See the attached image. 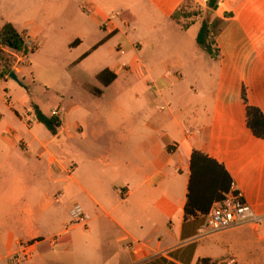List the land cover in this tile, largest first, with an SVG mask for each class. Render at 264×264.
I'll list each match as a JSON object with an SVG mask.
<instances>
[{"label":"crops","instance_id":"1","mask_svg":"<svg viewBox=\"0 0 264 264\" xmlns=\"http://www.w3.org/2000/svg\"><path fill=\"white\" fill-rule=\"evenodd\" d=\"M183 1L0 0V30L12 24L38 46L33 56L50 33L68 48L85 40L71 62L92 59L95 75L116 76L106 86L84 83L88 97L104 99L121 74L137 80L91 111L66 81L48 112L29 97L25 67L0 58V264H264V138L246 120V104L264 115V0H219L206 10L223 24L213 36L218 56L207 54L204 68L196 36L198 49L164 34L179 26L171 15ZM165 37L170 65L159 51ZM1 49L28 65V54ZM147 50L160 58L144 61ZM34 107L57 120L55 132ZM193 150L224 166L260 222L207 233L205 214L185 217ZM73 204L85 226L68 219Z\"/></svg>","mask_w":264,"mask_h":264},{"label":"rangeland","instance_id":"2","mask_svg":"<svg viewBox=\"0 0 264 264\" xmlns=\"http://www.w3.org/2000/svg\"><path fill=\"white\" fill-rule=\"evenodd\" d=\"M122 1V0H121ZM133 1V0H130ZM186 11H194L196 10V5L193 3H188L185 8ZM208 18L211 20V15L207 14L206 9L202 7V13L200 17L196 18L194 21L201 22L202 19ZM190 18H181V23H185L189 21ZM198 24L194 23L190 25L187 29H181L176 24H170V28L165 31L164 34L171 33L175 34L174 39L178 40L179 35H183L185 37V42L188 45H195V42H191L192 38L196 36V33L198 31ZM133 32V31H132ZM143 34V32L139 29H136V32L133 34ZM51 35L47 39V43L40 47L38 50V53L33 56V51L38 48L34 47V50L32 52L28 53V65H25V61L22 62L21 60L16 59L15 56L8 55V53L1 54V57L3 60L8 62L11 66H14L15 68H22L25 67L26 69V80H29V97L31 100L37 104H42L44 108L50 112L52 108H55L57 105L58 98H52V93L54 92V89L60 86L65 85L66 81H69V87L68 92H72L75 101H77L81 106H83L85 109L90 110L89 108H95V110L99 109V106H107L109 105V101L113 99L111 97V93L114 94L116 97L117 95H122L126 90H123V87L129 84L137 83V80L135 79V75L132 74H121V76L117 79L116 84L114 86L107 90V95L104 97V99H95L88 97V93L83 87L84 83H88L97 87H100V82L97 80L95 73L92 71L91 66H87L88 64L91 65L92 59L84 60L83 61H73L77 58V52L84 44L80 45L78 48L75 44L71 45L69 48L65 46V43L61 41V39H53L52 37L54 33H50ZM59 38H62L59 36ZM55 43V49H51L48 47V43ZM142 42V41H141ZM154 42L158 44H162L161 41L155 40ZM171 37H165V41L163 43V47L161 50V46L159 47L162 54L161 59L163 62L166 63V59L170 58L172 56L173 52H168V49L171 48ZM78 49V50H77ZM116 49V48H115ZM198 49V48H197ZM199 55H197V63L201 65L202 68L206 67L208 63H210V57L202 51L200 48L198 49ZM117 51V50H116ZM163 51V52H162ZM148 53H154L155 55L158 54L157 58H160V53L152 52L148 50L146 52L142 51L141 57L145 61L149 59ZM21 54V53H19ZM112 55H109L111 57ZM116 59V56H114ZM170 59H168L169 63ZM25 65V66H24ZM170 65V63H169ZM33 78V80H31ZM21 81V80H20ZM32 81V82H31ZM99 82V83H98ZM25 84V82H24ZM111 97V98H110ZM67 96L65 97V100H67ZM66 103L62 104V107L67 110ZM91 111V110H90ZM63 113V112H62ZM140 113V111H139ZM71 217L68 214V219ZM82 227V226H81Z\"/></svg>","mask_w":264,"mask_h":264},{"label":"trees","instance_id":"3","mask_svg":"<svg viewBox=\"0 0 264 264\" xmlns=\"http://www.w3.org/2000/svg\"><path fill=\"white\" fill-rule=\"evenodd\" d=\"M219 0H205L204 6L193 0H185L172 13L171 19L175 21L182 29H187L196 18L200 17L202 7L212 12L217 8ZM193 3L196 10L186 11V5ZM226 16V15H225ZM181 18H190L189 21L181 23ZM223 21L218 19H202L199 30L196 34L197 45L209 56L216 58L218 48L215 45L213 36L220 30ZM1 47H8L17 53L27 55L32 50L25 46V39L13 27L6 23L0 30V57L4 54ZM5 73L8 70L4 71ZM9 71L8 74H10ZM115 74L104 69L100 71L96 78L104 86L110 84L115 79ZM100 93V91H95ZM243 99L245 100L244 94ZM37 120L41 122L49 131L55 132L58 122L55 118L43 116L37 107H34ZM247 126L257 138H264V115L259 108L246 104ZM231 186V177L224 166L215 159L207 156L205 153L193 150L190 157V176L187 186V200L184 206L185 217L195 216L197 213L206 214L213 203L226 200L228 198ZM59 238L55 240L57 243ZM206 263V260H202Z\"/></svg>","mask_w":264,"mask_h":264},{"label":"built area","instance_id":"4","mask_svg":"<svg viewBox=\"0 0 264 264\" xmlns=\"http://www.w3.org/2000/svg\"><path fill=\"white\" fill-rule=\"evenodd\" d=\"M25 46L28 50L34 49V44L25 39ZM23 56L22 54H20ZM53 116L57 115V111H52ZM71 223L85 226L87 224V216L78 204H73L69 209ZM261 218L257 216L252 206L243 200L241 194L235 190L233 183L230 186V196L226 200L213 203L209 211L204 216L203 228L205 232L212 233L222 231L246 223H258ZM56 239L53 240L55 242ZM32 243H26L21 246L23 256L28 255V250ZM135 253L139 250V246H131ZM225 264H234L229 261Z\"/></svg>","mask_w":264,"mask_h":264},{"label":"water","instance_id":"5","mask_svg":"<svg viewBox=\"0 0 264 264\" xmlns=\"http://www.w3.org/2000/svg\"><path fill=\"white\" fill-rule=\"evenodd\" d=\"M9 76H10L11 78H13L14 80H16V76H15V74H14L13 72H10Z\"/></svg>","mask_w":264,"mask_h":264}]
</instances>
